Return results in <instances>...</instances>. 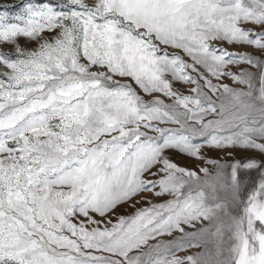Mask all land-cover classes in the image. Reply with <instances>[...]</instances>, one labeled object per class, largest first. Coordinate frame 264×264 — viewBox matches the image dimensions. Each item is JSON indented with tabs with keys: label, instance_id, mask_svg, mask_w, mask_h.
<instances>
[{
	"label": "snow or ice",
	"instance_id": "snow-or-ice-1",
	"mask_svg": "<svg viewBox=\"0 0 264 264\" xmlns=\"http://www.w3.org/2000/svg\"><path fill=\"white\" fill-rule=\"evenodd\" d=\"M205 147L264 156V0L0 6V264H264V161Z\"/></svg>",
	"mask_w": 264,
	"mask_h": 264
},
{
	"label": "rangeland",
	"instance_id": "rangeland-1",
	"mask_svg": "<svg viewBox=\"0 0 264 264\" xmlns=\"http://www.w3.org/2000/svg\"><path fill=\"white\" fill-rule=\"evenodd\" d=\"M19 3H20V0H0V6H8L9 8H11L13 5H18ZM21 43L24 44L23 39L21 40ZM229 50L249 51V52L251 51V49H231V48ZM257 55H259V53H257ZM233 70L236 71L237 69H233ZM225 83H229L231 85L232 82L229 80H225ZM233 86H236V85H233ZM187 87H190V86H185V85H182L180 83L174 84V88H176L177 90H179L181 92H187ZM229 152L232 153L231 156L228 155ZM202 153L207 158L219 159L222 162H226V163L232 162L233 159L245 160L248 157H255L258 161H264V156H262L260 153L253 152V151H243V150H239V149L218 150V149H214V148L205 147L204 149H202ZM169 155L172 157V159L176 163H178L182 167L195 169L198 166H203V162L193 160V159L186 157L184 155H181L179 153L170 152ZM240 178L242 181V185L245 188L250 189L254 182H258L259 173L256 170H241ZM149 199H152V198L149 197ZM164 199H167V197L155 199V200H152V202L153 203H162ZM141 206L146 207L148 205H146V204L137 205V207H141ZM134 211H135V209L132 208L128 204L121 205L116 210V213L113 216V220H115V216L131 215ZM164 239H172V237H164ZM200 251H202V249L193 248V249L187 250L186 252H181V253H179V255H181V256L191 255L193 253L200 252Z\"/></svg>",
	"mask_w": 264,
	"mask_h": 264
}]
</instances>
